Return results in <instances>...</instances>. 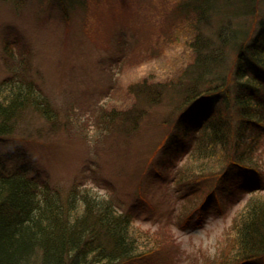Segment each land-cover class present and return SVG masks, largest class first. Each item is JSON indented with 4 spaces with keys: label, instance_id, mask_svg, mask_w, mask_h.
I'll use <instances>...</instances> for the list:
<instances>
[{
    "label": "rangeland",
    "instance_id": "obj_1",
    "mask_svg": "<svg viewBox=\"0 0 264 264\" xmlns=\"http://www.w3.org/2000/svg\"><path fill=\"white\" fill-rule=\"evenodd\" d=\"M187 1L0 0V80L25 75L54 114L27 108L0 135V171L25 169L63 198L87 190L130 214L149 251L114 264H226L246 202L264 194V135L251 158L258 173L231 168L190 199L177 182L181 167L197 174L200 127L179 119L200 70L190 45L197 32L215 39L221 24L219 13L174 10ZM256 7L232 20L242 33L254 16L264 21V0Z\"/></svg>",
    "mask_w": 264,
    "mask_h": 264
},
{
    "label": "trees",
    "instance_id": "obj_2",
    "mask_svg": "<svg viewBox=\"0 0 264 264\" xmlns=\"http://www.w3.org/2000/svg\"><path fill=\"white\" fill-rule=\"evenodd\" d=\"M253 1L249 6L248 0H189L174 9L187 7L199 18L214 13L221 17L215 39L197 32L190 45L200 70L187 88L179 119L193 116L200 127L191 156L197 174L185 166L177 175V182L190 192L189 199L200 182H218L231 168L258 173L251 158L264 135V21L257 26L254 16L245 33L232 24L246 5L254 8L253 15L259 13V0ZM230 51L234 55L224 72L221 62H226ZM27 108L54 118L50 101L34 81L25 75L0 80V135L12 133ZM213 110L217 115L212 116ZM183 129L190 127L184 124ZM131 221L130 214L119 213L110 200L87 190L63 198L47 180L25 169L0 171V264L134 260L150 245L135 233ZM234 240L226 264H243L264 255V194L246 202Z\"/></svg>",
    "mask_w": 264,
    "mask_h": 264
}]
</instances>
